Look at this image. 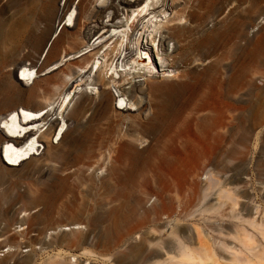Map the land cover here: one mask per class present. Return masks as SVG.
<instances>
[{
    "label": "bare ground",
    "instance_id": "6f19581e",
    "mask_svg": "<svg viewBox=\"0 0 264 264\" xmlns=\"http://www.w3.org/2000/svg\"><path fill=\"white\" fill-rule=\"evenodd\" d=\"M2 1V11L14 10L20 18L0 21V162L4 165H0V249L15 250L2 257L0 264H38L39 260L40 264L87 263L81 261L91 255L87 247L103 245L106 238L108 247H112L109 237L122 228L121 213L128 203L121 191L137 179L162 195L175 192L178 202L183 189L200 187L198 211L220 213L223 220L229 219L227 230L223 224L215 229L222 256L201 242L197 252L182 250L177 264H223L217 256L227 264L264 263V170L256 176L248 174V182L234 180L230 166L216 171L213 163L235 136L248 144L264 125V90L246 112L250 84L247 21L261 0H252L251 10L238 15V19L233 18L236 11L226 13L231 0H80L77 4L75 0H49L50 18L42 27L48 37L42 46L43 34L34 41L37 51H44L52 40L48 53L54 54L55 60L37 70L21 55L18 44H8L17 35L15 26H24L37 1L6 0L3 5ZM93 3L97 7L92 10ZM225 3L228 5L222 10ZM159 16L161 21L156 20ZM104 17L111 27L103 23ZM208 22L214 26L207 28ZM93 23L99 30L91 26ZM118 24L127 26L122 40L99 62V52L107 42L95 47L90 39ZM71 25L73 28L68 29ZM140 26L147 30L146 44L136 37ZM66 40L75 47L63 49ZM193 44L195 57L189 62L180 60L181 51ZM137 45L143 47L149 60L153 57L159 62L163 74L155 77L150 71L135 69L133 80L145 79L125 90L121 82L127 80V70L118 72L117 67L132 64L131 58L138 57ZM263 45L262 40L256 42L258 54L264 50ZM80 46L96 50L82 66L67 65L69 72H61L62 83L55 87L54 98L38 101L34 87L38 73L63 63L77 54ZM227 48L232 56L234 50L239 52L234 76L229 69H217L213 60L219 50ZM113 52H117L116 63L111 58ZM90 61L95 67L89 74L97 70L93 85L99 87V97L82 95L66 117L64 110L78 87L71 90L69 85L71 67L83 69ZM196 63L201 67L190 68ZM109 71L113 73L110 77ZM112 87L119 93L120 108L131 107L125 116L112 105ZM235 98L241 105L234 114ZM24 100L40 105L30 109L24 106ZM143 144L146 146L139 148ZM161 144L166 148L160 150ZM96 151L100 158L87 161ZM206 169L208 180L198 182L200 171ZM31 172L38 178L26 188L4 185L8 175ZM101 189H107L105 199L99 196ZM162 195L155 196L150 208L156 211L160 207V213L165 214V200L171 197ZM241 199L245 203L240 204ZM226 206L228 212L223 213ZM16 225L22 229L11 236L10 227ZM175 232L172 229L171 234ZM151 247L152 241L146 238L138 254L128 260L139 262ZM24 248L29 249L27 255H23ZM79 250H83L81 255L73 253ZM120 260L116 258V263Z\"/></svg>",
    "mask_w": 264,
    "mask_h": 264
},
{
    "label": "rangeland",
    "instance_id": "374dc122",
    "mask_svg": "<svg viewBox=\"0 0 264 264\" xmlns=\"http://www.w3.org/2000/svg\"><path fill=\"white\" fill-rule=\"evenodd\" d=\"M36 1L37 6L31 12H29L27 21L24 26H15V32L17 35L13 37L8 44H18L19 52L21 53V55L25 56L27 63L31 67H35L37 70L38 68L44 69L46 66L52 64L55 60V57L54 54L48 53L52 40L44 51L42 49L40 51H37L36 49L34 38L38 35L43 34L44 41H42L41 43L42 46L44 45L45 40L48 37V33L46 31L42 32V27L48 22L51 14V3L49 2V0ZM79 1L80 0H75L74 2L75 4H77ZM4 3H6V0L2 1V5ZM227 3L223 4L222 10L228 5L226 13H228L230 10L236 11L233 14V18H237L238 15L244 14L247 9L251 10L253 2L252 0H231ZM96 7L97 3H93L91 5L92 10L96 9ZM256 8L251 11L250 17L247 21L248 58L246 66L248 70V78H250V84L248 89L249 95L247 96L248 105L246 107H249V109H247L246 112H248L250 108H252L251 106L254 103L256 97L259 95V92L264 90V50L262 52L260 51V53L258 54L256 48V42L258 40H262L264 43V0H261ZM152 15L153 14L148 15L143 20V23L145 24ZM19 18L20 15L17 14L14 10L2 11L0 9V21L9 19H12V21H14V19ZM132 18L133 13L130 12L128 20L129 24H131ZM156 20L161 21L162 17L159 16L156 18ZM123 21H126L124 17ZM64 23L65 20L62 22L61 27ZM103 23H106L107 27H111V24L109 23V19L107 17L103 18ZM135 23H137V21ZM91 26L95 27L96 30H99V26H95L94 23L91 24ZM119 26V24L116 25V27L112 28L108 33H106L108 30V28H106L104 31H100L97 35L91 37L90 45H92V43H95V47L107 42V45L103 47L99 52V62L102 59L101 56H104L107 53V50L113 48L116 42L119 43L122 40V33L127 29V26ZM206 26L207 28H212L214 24L208 22L206 23ZM72 28L73 25H71V27L68 29ZM139 29H141V31L139 33H136V37L140 38V41L138 42L146 44L147 30H143L142 26H140ZM59 30L60 29H58L57 34ZM101 35H103L104 38H99ZM195 46L196 45L193 44L190 45L189 48L182 50L180 60L189 62L192 58H194L196 53L193 54L192 51ZM65 47L68 49H72L75 46L71 40H66L62 45L63 49ZM95 47H76L78 48L77 54L65 58L63 60V63L59 62L58 65H52L50 66V68L39 72L37 77V84H35L34 86L35 94L39 96L38 101L44 102L45 99L54 98L53 95L55 87L62 83L60 79L61 72L64 71L65 74L69 72V69L67 68V65L69 63H74L77 66H82L85 58H89L91 54L96 50H94ZM142 48L143 47L141 46H136L137 53L135 55L138 57L134 56L133 58H131V65H127L126 68H121L119 66L117 67L118 72L127 70V73H125L126 75L124 74L127 80L121 82L122 89L129 90L132 84L144 81L145 78H136L135 80H133L135 69H145L146 71H150L153 75H155V77H159L163 74L159 62L153 57L149 60L144 55L145 51H143ZM144 49L146 50V47H144ZM116 56L117 52H113L111 55L112 59L115 58V63L118 59V57ZM238 56L239 52L237 50H234L232 56L231 49L227 48L219 50L215 56L216 59L213 60H215V66L217 69L220 68L219 70L222 71L223 69H225L226 71L229 69V74H232L231 76H234L237 66L239 65ZM120 62L121 59L118 61V64ZM201 65V63H196L194 65H191L190 68H194L196 66L201 67ZM94 67L95 65L91 66V61L90 64H88L87 67L83 69L80 67H71L72 78L70 79L69 85L72 86L71 90L77 85L78 87L76 88V91L68 108L64 110V116H68V114L73 110L76 102L81 98L82 95L97 98L99 97V87L93 85L97 70L89 74V70H93ZM112 74L113 73L109 71L108 77H110ZM117 80H119V75H117ZM21 88L25 89L27 87L21 85ZM111 91L113 96L115 97L114 102L112 101V105H114V107L118 109V112L122 113V116H125L128 113L127 109L131 107H126V105H124L122 108H120L119 93L113 87L111 88ZM23 102L24 106L30 109L34 107L37 108V106L40 105L39 103L28 104L25 100ZM237 102L238 100L237 98H235L234 106L237 108L235 109V111H233L234 114L237 112L238 107H240L241 105V103ZM132 110L135 109L132 108ZM233 125L235 128L237 125V120L233 122ZM0 127H2V125H0ZM54 145L56 146L57 144ZM145 146L146 144H143L139 148H143ZM165 148L166 147L164 144H161L159 147L160 150ZM41 150L42 149H40V151ZM223 150L225 152H221L213 158V163L216 167V171H220L223 166L227 165L232 168V175L234 177V180L237 178H243L244 181L251 182V177L248 174H253L254 176H256V174L260 172V169L264 170V125L260 129H257L255 131V133L251 136L248 144L244 143L239 139V137L235 136L234 139L223 146ZM98 154L99 152L96 151L94 158L87 159V161H97L100 158V155ZM39 157L40 156H38V158ZM0 165L4 167L2 162H0ZM207 171L208 169L200 171L198 182L205 183L208 180ZM244 172H246V175H244ZM18 176L20 175H8L4 185L14 186L15 184H18L19 187L22 186L26 188L28 187V184L32 183L33 180L38 178V175H34L33 172L29 173L28 175L22 173L20 176L21 178H19ZM255 186L257 189H259L260 187L257 182L255 183ZM121 192H123V195H127L126 198L128 200L126 208L121 213L122 220H124L122 228L114 233L112 237H109L113 240V245L111 248H109L107 245L108 238L104 240L103 245L87 247L91 255L89 257L81 258V261H87V263L84 264H177V261L179 260V254H181L182 250L197 252L196 250H198L201 242L206 243L207 246L211 250H214L215 253L219 254V256L223 255L222 250L219 248L216 242L220 237L218 236L217 232H215V229L218 224H223V229H226L229 219L223 220L220 217V213H200L198 211V197L202 195V190L200 187L197 189L194 188L189 190L183 189L182 192L179 193L180 202L176 200L177 197L175 192H167L166 194L162 195L161 191L154 189L153 187H150L148 185L141 184V181L139 179L134 181L132 186L123 188ZM98 193L99 196H102L103 199H105L104 196L108 195L107 189H101ZM156 195H169L172 198H167L165 200V210H167L165 214L160 213V207L156 211L150 208L155 202ZM243 203H245V200L241 199L240 204ZM227 212L228 210L226 206L224 207L223 213ZM22 217L23 214L19 215L18 219H21ZM21 229L22 227L20 228L18 225L11 226V233L9 234L12 236L15 232H18ZM172 229L176 231L174 235L171 234ZM180 229H184L186 232H180ZM146 238H149L152 241V247L149 253L143 256L142 260H140L139 262L131 263L128 258L132 254H138L140 245ZM0 239L2 240V238ZM224 240L227 239L224 238ZM132 247L135 248V250H132ZM14 251V249L8 247L0 249V259H2V257L4 258V256H7L9 252ZM22 252L23 255H27L29 249L24 248ZM82 252L83 250H79L78 252L73 253L81 255ZM149 256L151 257L150 259ZM119 257L121 259L120 263H116V258ZM225 257L227 258V256ZM147 259L149 260L146 263L145 261ZM217 260H220V262L223 264H227V261H225V259H222L221 257L217 256ZM40 263L41 260H39L38 264Z\"/></svg>",
    "mask_w": 264,
    "mask_h": 264
}]
</instances>
